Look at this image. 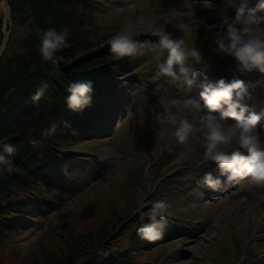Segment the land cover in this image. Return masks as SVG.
Masks as SVG:
<instances>
[{"label": "rangeland", "instance_id": "obj_1", "mask_svg": "<svg viewBox=\"0 0 264 264\" xmlns=\"http://www.w3.org/2000/svg\"><path fill=\"white\" fill-rule=\"evenodd\" d=\"M95 2L105 7L99 11L102 19L99 17L98 22L111 27L113 19L120 15L125 23L120 32L134 30L138 33L136 39L150 43L142 49L133 72L125 77L128 84L122 86L118 96L110 99L111 104L105 107L104 112L111 109L109 112L118 118L117 122L109 118L102 128H92L81 139L82 143L72 149V153L79 156H74V161L63 170L73 172V181L56 187L48 195L54 203L51 208H43L40 215L28 218L25 226L14 230L9 239L25 255L37 243L41 232L52 229L59 233L61 227L57 216L72 217L73 213L85 216V206L78 207L81 200L95 201L108 192L118 194L117 202L123 209L130 199L138 207L143 202L144 209L152 207L158 200H165L170 205L166 211L168 224L163 237L130 246L135 255L132 260L137 264H199L197 261L202 260L206 264H232L233 254L241 250L237 264H264V185H243L242 197L233 196L231 191L218 197L217 201L200 200L208 188L203 184L204 175L210 172L216 177L220 172L214 169L216 165L213 162L202 163L206 128L197 117L198 110L184 104L187 99L194 98L192 85L196 79H202L201 75L217 79L223 77L226 81L240 79L247 92L253 94L257 88H262L264 74L258 70H238L227 76L225 73L230 71L235 60L218 51L208 55L205 47L201 48L204 42L206 45L215 43L224 17H235V8L230 6L229 0ZM250 3L254 6L257 0ZM0 14L3 16V39L6 34L9 38L12 24L1 7ZM207 18L213 21L204 20ZM197 19L204 21V29L185 33L176 27L180 21L194 23ZM213 25L216 27L210 29L209 26ZM158 31L171 32L174 38L183 36L190 46L200 49L202 63L189 58L177 65L180 80L158 75V64L167 58V49L154 47L158 37L153 33ZM223 31L226 33V26ZM19 36L21 41L23 35H16L14 39ZM112 110H115L114 115ZM170 116L193 118L195 127L188 141L181 142L175 136L177 125L172 123ZM259 131L264 137V127ZM237 148L239 145L233 144L228 151ZM182 152L187 156L181 157ZM94 166L96 170H93ZM244 199L246 203H243ZM204 254L211 259H203Z\"/></svg>", "mask_w": 264, "mask_h": 264}, {"label": "trees", "instance_id": "obj_2", "mask_svg": "<svg viewBox=\"0 0 264 264\" xmlns=\"http://www.w3.org/2000/svg\"><path fill=\"white\" fill-rule=\"evenodd\" d=\"M6 1L12 32L0 55V146L13 143L17 152L10 163L0 164V264H137L130 246L148 241L138 229L148 222L151 206L134 215L138 206L133 199L123 209L118 194L108 192L95 201L81 200L78 207L85 206V216H57L59 233L41 232L25 255L9 239L28 222L26 216H37L41 206L50 205L48 195L54 188L68 183L62 167L73 159L69 151L81 144L87 131L100 127L103 103L118 96L127 83L122 78L136 67L139 54L119 57L111 51L108 41L125 24L120 16L111 27L98 22L104 8L95 0ZM2 18L0 14V46ZM53 27L70 30L69 45L44 60L39 53L41 31ZM16 35L24 37L15 40ZM89 79L92 103L74 112L66 103L67 86ZM45 82V95L34 102V93ZM53 125L56 131L46 134ZM240 252L233 254L232 264Z\"/></svg>", "mask_w": 264, "mask_h": 264}, {"label": "clouds", "instance_id": "obj_3", "mask_svg": "<svg viewBox=\"0 0 264 264\" xmlns=\"http://www.w3.org/2000/svg\"><path fill=\"white\" fill-rule=\"evenodd\" d=\"M230 6L236 10L235 17L226 15L221 31L218 32L216 50L222 54L232 57L240 70L251 71L253 69L264 73V0H257L253 6L250 0H229ZM212 5L210 4V7ZM204 21L197 19L194 23L180 21L176 27L185 33H192L199 29ZM226 26V33L223 28ZM216 27L215 25L209 26ZM69 29L63 31L57 28H49L41 31L39 53L44 60H52L58 51L69 45ZM158 37V43L154 47L167 49V58L158 64V75H167L180 80L176 66L183 64L189 58L195 63H202L200 49L190 46L183 36L173 37L168 31L154 32ZM138 33L131 29H125L113 36L108 43L111 51L119 57H129L141 54L142 49L150 42H142L136 39ZM192 83V81H188ZM48 84L45 82L34 93L32 99L39 102L45 95ZM92 80H75L68 84L66 103L68 108L79 112L92 103L93 93ZM248 95L244 82L240 79L225 80L223 77L217 79L215 84H204L200 93L201 99H187L185 106H192L197 110H208L203 116L202 122L206 128L204 140V160L213 162L220 176L214 177L212 173H206L203 184L208 188L218 191L223 186L222 176L228 180L237 177H248L247 184L255 186L264 184V141H262L259 125L264 119L255 112L245 116L246 107L241 105V100ZM224 109L219 116L215 113ZM239 109V110H237ZM172 123L177 125L175 136L181 142L189 140L194 130V124L187 118L177 119L170 116ZM235 123H229V120ZM57 125L46 130L54 133ZM163 134V133H162ZM233 144L239 145L236 150L228 151ZM244 149L246 151H241ZM17 152L13 143H5L0 146V164L10 163L9 157ZM186 157L187 153H180ZM145 204L136 209L143 212ZM170 207L165 200H158L152 204L150 220L139 227L138 231L144 239H161L168 224L166 215Z\"/></svg>", "mask_w": 264, "mask_h": 264}, {"label": "bare ground", "instance_id": "obj_4", "mask_svg": "<svg viewBox=\"0 0 264 264\" xmlns=\"http://www.w3.org/2000/svg\"><path fill=\"white\" fill-rule=\"evenodd\" d=\"M251 1V0H250ZM0 7L5 11V13L6 14H8V8H7V6H6V4H5V0H0ZM7 17H8V15H6ZM204 20H207V21H210V22H212L213 21V19H211V18H207V19H204ZM10 24H12V18H11V22H10ZM199 90V89H198ZM258 92V91H257ZM199 93H201V92H199ZM198 93V94H199ZM198 94H196V95H198ZM255 100L254 101H250V105H251V103H254V102H256V103H258V104H260V106L261 107H263V104L261 103V101L258 99V98H254ZM249 105V106H250ZM253 110H255V111H253V112H256V109H253ZM252 113V112H251ZM258 113H260L261 114V112L260 111H258ZM208 114V110H202V111H199L198 113H197V117H199V118H202L203 116H206ZM202 120V119H201ZM231 120V119H230ZM191 122H193V118H192V120H190ZM261 125H264V119H262L261 120V123H260V125H259V127H261ZM262 138H264V137H262ZM243 178H246V177H243ZM234 179H236V178H234ZM233 180V179H232ZM229 183L231 182V180H229L228 181ZM229 187H231V184L229 185ZM228 187V188H229Z\"/></svg>", "mask_w": 264, "mask_h": 264}, {"label": "water", "instance_id": "obj_5", "mask_svg": "<svg viewBox=\"0 0 264 264\" xmlns=\"http://www.w3.org/2000/svg\"><path fill=\"white\" fill-rule=\"evenodd\" d=\"M5 4H6L7 8H8V14H6L5 11H4V13H5V16L8 15V17L7 16L6 17H7L8 21H9V23H10L11 22L10 9H9V6L7 5L6 1H5ZM6 33H8V32H6ZM7 40H8V37H7V34H6V36L4 37V39L2 41L1 47H0V55L2 54L3 50L5 49Z\"/></svg>", "mask_w": 264, "mask_h": 264}]
</instances>
